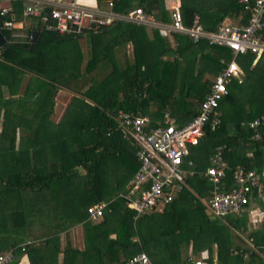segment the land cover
Masks as SVG:
<instances>
[{"label": "trees", "instance_id": "1", "mask_svg": "<svg viewBox=\"0 0 264 264\" xmlns=\"http://www.w3.org/2000/svg\"><path fill=\"white\" fill-rule=\"evenodd\" d=\"M196 2V6L194 3ZM207 0H180L183 24L193 15L207 31L241 12L236 0L210 7ZM201 7H200V6ZM165 6V7H164ZM163 0H112L111 10L125 14L139 8L155 21H169ZM18 18L21 5H12ZM0 48V237L19 228L21 239L5 243L17 264L25 253L29 264H123L145 253L153 264H188V255L208 256L203 264H264V234L250 232L248 247L235 244L233 231H245L246 215L210 218L203 202L209 184L203 177L208 159L224 145V188L236 166L260 171L264 165V128L252 141L247 124L264 115V59L250 68V55L236 58L243 80L227 87L218 102L219 126L206 125L196 144L188 145L194 175L161 213L135 218L118 195L138 169L136 147L117 127L118 110L146 116L150 126L163 112L179 124L191 120L208 93L213 77L230 59L228 49L192 44L180 35L161 37L154 28L116 21L76 36L45 32L40 22L12 42L2 29ZM32 32H38L34 42ZM87 36L89 51L82 72L75 39ZM131 45V56H114V47ZM176 44V46L174 45ZM109 66V68H107ZM206 75L211 80L204 79ZM63 88L84 104L75 118L50 120L54 97ZM248 154V156H247ZM108 203L95 223L86 209ZM79 225L82 248L60 235ZM4 240L0 239V244ZM21 248L23 250H21ZM2 251V252H4ZM235 252V253H234ZM246 256L244 259L243 256Z\"/></svg>", "mask_w": 264, "mask_h": 264}, {"label": "built area", "instance_id": "2", "mask_svg": "<svg viewBox=\"0 0 264 264\" xmlns=\"http://www.w3.org/2000/svg\"><path fill=\"white\" fill-rule=\"evenodd\" d=\"M91 1V4H86L79 0H0V17L4 18L2 29L10 31L12 42H17L25 38V20L30 21L31 25L40 22L45 32L67 36L80 35L85 30L122 21L154 28L161 37L180 35L192 44L205 41L208 45L226 48L231 53V59L213 77L197 114L184 124H179L177 118L166 111L162 114L161 123L155 127L150 126L146 116L122 110L114 114L118 129L135 145V157L139 163L118 198L134 212L135 218L161 213L176 194L187 187L186 180L194 175V164L188 158V145L196 144L206 125L211 131L218 129V102L227 95V87L232 81L238 84L242 81L243 72L236 58L250 55L251 67L264 59V0H236L241 12L230 19V23H221L213 31L205 30L197 15H193L189 25L185 26L180 14V0H169V21L164 23L155 21L139 8L119 14L111 10L112 0ZM15 2L21 5L20 19L12 7ZM247 128L252 132L250 140H259V130L264 128V115L251 120ZM223 150L224 145L214 149L203 172L210 186L208 197L203 202L206 213L210 218L221 220L239 215L252 200L262 198L264 194V173L240 166L233 170L230 185L224 188ZM107 205L105 202L90 205L86 209V221L97 222ZM206 258L201 254L200 259L193 260L192 264H203L202 259ZM13 259L12 250L0 253V264H9ZM123 264L153 263L141 252ZM212 264H217L215 259Z\"/></svg>", "mask_w": 264, "mask_h": 264}, {"label": "crops", "instance_id": "3", "mask_svg": "<svg viewBox=\"0 0 264 264\" xmlns=\"http://www.w3.org/2000/svg\"><path fill=\"white\" fill-rule=\"evenodd\" d=\"M79 1L83 2V3H86V4H91L92 3L91 0H79ZM163 3H164V5L166 4L168 6L169 0H163ZM20 18H21V16H19L18 19H20ZM26 22L28 23L29 21L28 20L24 21V23H25V29L24 30L25 31L28 30L32 26L31 23H28V25H30V26H27ZM147 27L151 28L149 26H147ZM36 33H37V35H36V37L34 38L33 41L30 40V36H29V41L34 42L36 40V38L38 37V32H36ZM24 34H25V32H24ZM25 37H26V34H25ZM74 43H75V49L77 50L76 53H78L77 56L80 58V63L78 65V68H79V71L82 72L84 70L85 65H86L87 53L89 51L88 50L89 49L88 38H87V36H83L82 35L78 39H75ZM112 53L114 54L115 57L118 58V60L121 61L123 54L125 56H131V45L130 44H126V46L124 47L123 50L121 48L115 46ZM250 63H251V61H250ZM252 67L250 66V68H252ZM107 68H109V66ZM243 76H244V74H243ZM242 80H243V78H242ZM69 95H71V96L69 97ZM66 98H68L67 101H65ZM83 104H84V102L81 99H79L78 97L74 96L71 92H69V91H67V90H65L63 88H60V89L57 90L56 95L54 97L53 113L50 116V120L53 121L57 117L58 111L62 107H63L62 108L63 111H62V114L60 115L61 119H64L65 117H67V118H75L79 114V111L81 110ZM60 105L62 106L61 108H60ZM59 113H61V112H59ZM55 123H57V122H55ZM247 156H248V154H247ZM259 172H263L264 173V165H263V167L261 168V170ZM244 211H245V213H247V214H245L246 217L247 216L249 217L251 215H253V216L256 215V219H257L258 222H256L257 223L256 224V228L253 230V232H259V233L264 234V194H263L262 198H258V199L252 200L250 202V204L245 208ZM15 226L16 225L12 224V226L10 228L11 229L10 234H12L13 236L9 235V234L5 235L6 232L4 234H3V231L1 232L2 235H1L0 239L5 241L6 238H7V240L3 243V245H2V243L0 244V253L2 251L6 250V249H9V247H7L5 245V243H7V244L11 243V241H14V240H16V241H18V243H20L19 239L21 237H20L19 230H18L19 228H15ZM72 233H74V234H72ZM73 240H76L77 244H76V242L74 243ZM66 241H69V243L72 245V247H75V248H78V249L82 248L81 229H80L79 225H76V226H73V227L69 228L66 231V233H63V234L60 235L61 247H64L66 245ZM20 245H21V243H20ZM201 254L208 256L206 251L201 252ZM201 254L199 256L198 255L197 256L196 255H192V256L188 255V260H187L188 264H192L193 260L200 259ZM61 258H62V255H59L58 259H57V264H61ZM214 259L216 260L215 253L213 252L212 253V260H214ZM17 264H29L28 263V258L25 255V253H22L18 257Z\"/></svg>", "mask_w": 264, "mask_h": 264}, {"label": "rangeland", "instance_id": "4", "mask_svg": "<svg viewBox=\"0 0 264 264\" xmlns=\"http://www.w3.org/2000/svg\"><path fill=\"white\" fill-rule=\"evenodd\" d=\"M223 2H224V0H207V5L208 6H210V7H215V6H217V5H222L223 4ZM193 4H195V6H196V2L194 1V3ZM101 6H102V8H103V4H101ZM200 6V5H199ZM201 7V6H200ZM18 18H19V16H18ZM28 23H30V21L28 22ZM28 23L26 22V25L27 26H30V25H28ZM223 23H230V18L229 17H227V18H225L224 19V21H223ZM35 27H37L38 25L34 22V23H32ZM204 79H207V80H211L212 79V76H210V75H206L205 77H204ZM71 95H69V97H70ZM68 97V98H69ZM68 98H66L65 99V101H67L68 100ZM62 106L60 105V108H61ZM63 108V107H62ZM62 108L61 109H59V111H58V115H57V117L52 121V122H59L60 120H61V114H62ZM59 112H61V113H59ZM245 214H247V213H245ZM247 219H246V222H245V231H233L232 233H233V237H234V242H235V244H237L238 246H241V247H248L249 245H248V243L250 242L249 241V239H247L246 238V236L248 235V233H250V232H253V230L256 228V222H258L257 221V219H256V215H251V216H247L246 217ZM11 227H9V228H7V229H10ZM9 235H12V234H10V233H8ZM72 234H74V233H72ZM13 236V235H12ZM74 236V235H73ZM20 237H22V236H20ZM75 237V236H74ZM21 239V238H20ZM80 239V238H79ZM6 240H7V238H6ZM5 240V241H6ZM4 241V242H5ZM79 241V240H78ZM73 242L75 243L76 242V244H77V241L76 240H73ZM80 242V241H79ZM78 242V243H79ZM201 257V256H200Z\"/></svg>", "mask_w": 264, "mask_h": 264}, {"label": "water", "instance_id": "5", "mask_svg": "<svg viewBox=\"0 0 264 264\" xmlns=\"http://www.w3.org/2000/svg\"><path fill=\"white\" fill-rule=\"evenodd\" d=\"M36 35H37L36 32H32L31 35H30V40L33 41L34 38L36 37ZM4 43H5L4 38L0 34V48L4 45Z\"/></svg>", "mask_w": 264, "mask_h": 264}, {"label": "bare ground", "instance_id": "6", "mask_svg": "<svg viewBox=\"0 0 264 264\" xmlns=\"http://www.w3.org/2000/svg\"><path fill=\"white\" fill-rule=\"evenodd\" d=\"M5 39V38H4Z\"/></svg>", "mask_w": 264, "mask_h": 264}]
</instances>
